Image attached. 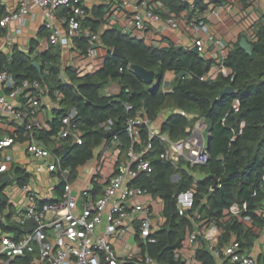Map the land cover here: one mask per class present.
<instances>
[{
    "label": "trees",
    "instance_id": "obj_1",
    "mask_svg": "<svg viewBox=\"0 0 264 264\" xmlns=\"http://www.w3.org/2000/svg\"><path fill=\"white\" fill-rule=\"evenodd\" d=\"M236 1L246 7L251 0ZM163 2L176 14L189 7L179 0ZM3 14L0 6V17ZM104 14L103 7L97 8L94 15L98 21L88 20L85 25L97 32L104 21ZM254 32L255 39L249 41L252 55L240 48V42L236 43L224 62L231 75L220 74L209 82H203L201 78L210 72L213 61L204 60L199 54L189 49H178L175 45L165 49L149 47L144 41L133 39L117 28L109 29L101 36V44L108 50L103 68L81 78L68 68L66 77L70 83L61 77V50L55 46L34 58L35 46L29 55L17 48L10 59L1 54L0 73L12 65L18 82L39 80L49 88L53 98L55 91L60 92L61 110L51 123L52 131L43 130L38 134V138L51 146L50 137L59 129L61 116L71 108H77L84 142L82 146L68 147L66 152L69 153L64 156L65 165L74 172L90 163L105 143L110 146L113 142V137L106 139L107 133L100 128L101 124L112 121L113 131L117 130L119 164L125 161L131 147L126 131L129 118L145 111L155 122L163 112L175 111L160 129L173 141L186 138L198 120L205 121L210 132L211 156L206 165L190 168L184 162L175 166L161 160L164 145L155 139L154 151L147 156L153 173H141L134 181L137 187L153 197L163 199L167 206V222L155 234L157 243L145 246V252L159 264H184L176 258L175 252L190 248V237L198 223L204 222L211 228L208 234L219 249L234 237L243 249L250 251L253 248L259 236L244 224L246 217L255 226L264 228V19L256 24ZM78 47L86 51L88 42L80 43ZM114 49H118L124 58L114 56ZM34 62L41 65V72ZM132 65L154 71L158 90L151 92V85L135 76ZM168 72L175 74L170 92L164 89ZM114 83L119 86V93L104 94ZM228 86H232L235 92L223 96ZM214 100H217L215 104ZM127 104H132L134 110L128 112ZM148 137V129L143 128L142 140L146 142ZM13 172L20 186L29 183L30 174L26 170L15 165ZM197 173L204 177L197 179ZM175 176L178 179H174ZM1 181L2 177L0 184ZM191 188L197 191L195 211L199 219L196 223L189 217L179 216L175 209L177 195ZM234 205L238 206L239 214L225 221L226 212L231 211ZM199 241L197 261L200 264H217L208 250L209 241L201 238ZM260 260L264 263V254Z\"/></svg>",
    "mask_w": 264,
    "mask_h": 264
},
{
    "label": "built area",
    "instance_id": "obj_2",
    "mask_svg": "<svg viewBox=\"0 0 264 264\" xmlns=\"http://www.w3.org/2000/svg\"><path fill=\"white\" fill-rule=\"evenodd\" d=\"M198 2L203 3L205 0H196L191 5V16L187 18L166 9L159 0H141L136 13L128 17L124 34L141 40L143 32L150 27L158 35L162 34L163 29L182 28L189 29L193 34L208 35L209 42L215 47L209 58L214 64L201 81L209 82L220 74L231 75V71L224 66L230 48L210 34L209 25L199 15ZM32 4L44 13L45 28L51 33L48 39L50 45L77 46L88 42V49L82 50L80 59L71 67L78 77L103 68V60L107 57L108 50L101 48L99 33L85 25L88 14L82 0H22L19 11L0 18V28H6L15 22L23 23L30 14ZM63 9L66 15L58 16V11ZM161 9L166 15L165 18L158 13ZM156 43L152 42L151 47L155 48ZM192 48H196L200 56L208 52L206 42L201 38H194ZM45 51L46 48L43 52ZM63 79L70 83L67 77ZM46 95L51 96L49 88L39 80L18 82L8 69L0 73V118L6 122L4 129L9 131L8 135L0 137V177L3 179L10 176L7 184L11 186L7 188L15 187L14 177L10 175L15 160L9 150L25 142L27 156L45 162L52 180L50 189L59 191L62 188L60 195L48 197L41 196L29 185L22 187L26 200L16 204L17 210L14 214L7 207L4 219L11 220L5 226L17 227L22 234L8 235L0 230V264H4L2 259L7 256L20 257L24 264H159L144 252L145 246L157 243L153 210L141 200L150 193L137 187L134 181L141 173H153V166L147 156L154 151L155 139L164 145L160 154L161 160L175 166L184 162L190 168L206 165L211 156L205 145L204 133L208 131L210 137L205 121L198 120L186 138L173 141L162 134L161 130L155 129L154 122L145 111L129 118L126 121V131L131 147L125 161L118 164L120 151L118 148L114 151L110 148L114 144L118 146L117 137L114 136L110 146L105 143L98 149L91 163L89 182L78 188V174L65 165L64 156L68 147L83 145L84 132L79 126V111L73 107L61 116L59 129L50 137L51 146L38 138V134L43 130L51 132L52 128H44L36 119L42 107V98ZM54 96L56 104L60 106L62 95L55 91ZM108 96L111 93L108 92ZM126 109L131 112L134 106L127 104ZM15 124L21 128L22 134L13 129ZM113 125L109 121L101 124L100 128L111 133ZM143 128L149 132L146 142L142 140ZM108 160L114 162V169L108 168ZM174 179L178 177L175 176ZM196 194L197 191L191 188L179 193L175 201L179 216L189 217L195 223L199 219L195 211ZM234 207L239 214L237 205L232 207V211ZM132 216L137 219L139 226L128 230L125 223ZM31 220H35V224L32 231L26 234L25 230L30 227ZM243 222L254 231L253 221L249 217ZM200 224L197 225L205 227L204 222ZM127 232L136 236L135 244L130 245L124 241ZM201 236V232L195 231L191 234V248L195 247ZM204 239L209 241L208 250L217 264H259L256 257L244 251L236 238L221 249L215 247L209 234H205ZM191 248L176 251V258L184 264H200L192 258V253L194 255L196 252Z\"/></svg>",
    "mask_w": 264,
    "mask_h": 264
},
{
    "label": "crops",
    "instance_id": "obj_3",
    "mask_svg": "<svg viewBox=\"0 0 264 264\" xmlns=\"http://www.w3.org/2000/svg\"><path fill=\"white\" fill-rule=\"evenodd\" d=\"M21 1L22 0H0V6L4 10V14L0 18H2L6 14L19 11ZM159 1L161 5L165 6L166 9H170L163 2V0ZM179 1L187 4L189 7L188 10L183 11L177 15L189 18L191 16V5L196 0ZM140 2L141 0H82V4L87 10L88 14L86 21L95 20V22H97L98 20L95 19L94 15L95 10L99 7H103L104 9V21L97 30L100 35V40L104 32L109 29L117 28L124 33V27L127 25L126 23L128 17L136 13V8L140 7ZM197 6L200 9V17H202L205 23H207L210 27V34L213 35L216 40L223 41L224 44L230 48V51L234 48L236 43L240 42L242 37H247L249 41L250 39H255V26L260 20L264 19V0H256L255 2L250 1L249 5L246 7L236 0H205V2L203 3L198 2ZM158 13H160L163 18L166 17L163 9L159 10ZM64 15H66V11L64 9L58 11V16ZM44 24L45 17L43 11L36 5L32 4L30 6V14L26 17L23 23L15 22L9 24L6 28H0V55L3 54L10 59L15 48L29 55L30 50L35 46L36 50L33 54L34 58L37 57L40 53H43V50L45 48L46 51L49 50V48L52 46L48 43V39L51 36V33L45 28ZM63 30L64 29L62 28V31ZM142 35L143 37L141 40H143L147 46L151 47L152 42H157L155 48L160 49L169 48L171 45H175L177 46V48L181 47V49L184 48L191 50L192 41L194 40V38H201L205 40L206 48L208 49V52L201 57L207 61H211L209 58H211V55L214 52L213 49L215 48L214 44L209 42L208 35L204 33L193 34L192 31L186 28L178 30L163 29L162 34L158 35L155 33L153 28L148 27ZM63 36H65L64 31ZM137 40L140 39L137 38ZM47 43L49 44L48 47ZM55 47H58L61 50L60 52L63 74L62 77L66 78V70L68 68H71L73 64L76 63L78 59H80L83 51L78 47V45H56ZM101 48L106 49L103 45L101 46ZM106 58L103 60V65ZM174 78V73L168 72L166 74L164 81L165 91L171 90ZM119 90L116 94L119 93ZM56 103V99L51 97L50 95H46L42 98V107L36 119L44 128H47L49 126L51 127L52 121L57 118V113L61 110V105L58 106V104ZM174 113L176 112L170 110L163 112L159 120L154 122V126L156 127L155 129L160 130L162 123H164V121H166L169 116ZM0 120L2 121V123H0V137H4L9 134V131H6L4 129V124L6 122L1 118ZM13 127V129L17 131V133L22 134V130L17 124H15ZM9 154L15 160L10 171V175L14 177L13 184H15V187H13L12 189H6L8 186H11L9 184H6V186L1 189V194L3 195V197L5 198L6 196H9V201H11L12 203L6 204V198L4 207L3 204L0 203V230L8 235L20 236L19 228L5 226V223L10 222L11 220H4L7 212V207H9L14 214L17 210L15 208L16 204H19L26 200V195L22 191L23 186H20V181L14 175L13 167L15 165L19 166L30 174V181L26 185L31 186L41 196L51 197L60 195V192L57 191V189L55 191H52L50 189V187L52 186V180L46 170L45 162L34 160L27 156L25 142L13 146V148L9 150ZM91 163L92 161L86 166L77 169L76 173L78 174L79 178L77 182L78 188L84 187L89 182ZM107 165L109 166L108 168L110 170L114 169V167L116 166L114 165V162H112V160H108ZM195 175L197 179L204 177L200 173H197ZM3 191L6 192L5 195ZM141 200L146 203L147 206H150L152 208L154 213V230L156 233H158L167 222V219L165 217V211L167 208L165 201L160 197H153L151 194L142 198ZM236 209L237 208L234 207V211H232L231 209V211L226 212L225 221H228L232 216H236L238 214ZM125 225V228L130 230L137 228L139 226V223L137 219L132 216L127 219ZM253 226L254 232L259 236V238L256 240L253 248L250 251L245 248L244 251L256 257L259 261V264H264L263 261L260 260L262 259V256L264 254V228H260L258 226H255L254 224ZM4 227H7L8 229L6 230ZM201 227L202 226L196 225L195 231L201 232L202 236L199 237L194 248H191L190 246L191 250L194 253L196 252V254L193 255L192 253L191 255L192 258L196 261L197 250L200 248L199 240L200 238L204 239V235L208 234V231L211 229L207 226L203 228ZM235 238L236 237H234L233 239ZM124 241H126L127 244L133 245L131 244V241L137 242V238L132 233L127 232V236ZM2 261L4 262V264H24L23 259H21L20 257L7 256L4 257Z\"/></svg>",
    "mask_w": 264,
    "mask_h": 264
},
{
    "label": "water",
    "instance_id": "obj_4",
    "mask_svg": "<svg viewBox=\"0 0 264 264\" xmlns=\"http://www.w3.org/2000/svg\"><path fill=\"white\" fill-rule=\"evenodd\" d=\"M240 48L245 51L249 56L252 55V45L249 42V40L247 39V37H242L239 43ZM178 49H181V47H178ZM192 53L194 54H198L197 49L196 48H192L190 50ZM113 55L120 57V58H124V55L118 50V49H114L113 50ZM34 66L36 67V69L41 72V65L38 62H34ZM8 70L14 75V77L17 79V75L15 74L12 65L8 66ZM131 70L133 71V73L135 74V76L141 80H143L147 85H151L150 91L151 92H155L158 90L159 88V83L154 82L155 77H156V73L154 71H148L145 68L139 66V65H132L131 66ZM235 92L234 88L232 86H228L224 89L223 91V96H230ZM217 100H214V104L216 103ZM117 133V130L111 132V133H107L106 134V139H110L112 137H114ZM207 149L210 151V141L208 142V146ZM69 153V151L65 152V154ZM11 178L10 177H5L2 180V184L0 185V203L4 204L5 203V198L3 197V195L1 194V189L4 188L6 186V184L9 182ZM171 212H173V207H171ZM35 224V220H31L30 221V227L27 228L25 230V233L28 234L32 231L33 226Z\"/></svg>",
    "mask_w": 264,
    "mask_h": 264
},
{
    "label": "rangeland",
    "instance_id": "obj_5",
    "mask_svg": "<svg viewBox=\"0 0 264 264\" xmlns=\"http://www.w3.org/2000/svg\"><path fill=\"white\" fill-rule=\"evenodd\" d=\"M155 82H157V77L155 78ZM118 85L117 84H112L111 86H110V88H108L107 90H105L104 91V94H108V92L109 93H111V95H115L117 92H118ZM162 116V114L158 117V119L157 120H159V118ZM156 120V121H157ZM204 138H205V145L206 146H208V142H209V136H208V131L207 132H205L204 133ZM110 148H111V150L112 151H114V150H116L117 149V146H116V144H114V145H111L110 146ZM6 189H8V188H6ZM3 193H4V195H5V191H3ZM6 198V204H8L9 203V196H6L5 197ZM132 243L131 244H134L135 242L134 241H131Z\"/></svg>",
    "mask_w": 264,
    "mask_h": 264
}]
</instances>
